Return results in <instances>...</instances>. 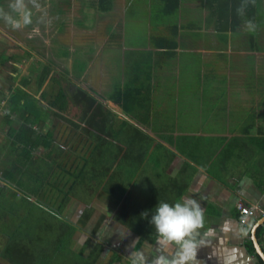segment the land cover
I'll use <instances>...</instances> for the list:
<instances>
[{"label":"trees","instance_id":"1","mask_svg":"<svg viewBox=\"0 0 264 264\" xmlns=\"http://www.w3.org/2000/svg\"><path fill=\"white\" fill-rule=\"evenodd\" d=\"M164 1L168 3L164 13L171 15L176 12L181 0ZM263 3L264 0H213L215 7H213L212 14L218 21V25H212L215 32L232 33L231 45L236 50H244V43H247L249 49L264 50ZM241 6L244 8L243 16L237 11ZM0 7H2L1 0ZM101 7L104 6L101 5ZM248 19L253 20L257 25L256 30L253 32L247 31L242 25ZM176 36L177 33L175 37L170 39H167L168 36L165 34L164 36H157L158 47L164 48L169 54H174V50L178 45ZM245 38H247V41ZM14 46L18 49L14 54L8 56L4 52L0 53L4 65L8 60L9 62L12 61L11 64H13L15 60L22 58L24 60L25 56H30L31 51L29 49L18 44ZM222 47V49L227 48ZM223 55L225 53H216V56L221 58ZM246 60H249V74L253 76L256 74L252 65L253 61L250 57ZM130 66L133 68L131 71L126 70L125 81L121 84L118 80L107 99L119 106L126 115L143 123L154 134L166 139L169 144L173 145L172 133L167 134L165 130H162L163 127L158 125L159 116L162 112L154 111L157 118L153 121L154 125L151 123L150 119L153 111L149 100L150 87L139 86L140 79L142 81L141 69L136 68L131 63ZM34 67L35 64H32V71H34ZM15 71L16 67L11 66L8 74L10 81L13 79ZM59 76L56 77L53 69L45 65L36 75L37 98L32 97L33 100L30 101L28 97L30 95L24 90L32 82L28 76L20 80V85L16 86L8 97L6 122L8 124L12 123L11 116L13 114L21 122L18 127L10 125L6 143L7 145L10 144L11 151H15V163L11 162L10 159L7 160V157L0 163L1 178L4 180L3 184L0 182V189L11 188L13 190L12 199L4 203L0 202V220H8L11 214L17 220H27L31 215V210H28V207L33 205L29 204L25 207L24 201L27 200V195L33 196L41 202V199L46 201L48 191H51L52 194L54 191L55 194H57L56 192L62 193L63 196L59 203L60 209L71 196L93 198L95 193L101 189L116 199H123L126 203L123 214L128 219L135 218L134 221H129V224L139 231L144 238L154 240L156 233L149 223L150 210L154 208L158 201L163 200L173 203L181 199L196 171L195 166L185 160L173 175L169 171V167L176 156L172 149L156 142L153 136L128 119L120 118L119 114L114 112L107 104L98 100L88 90L73 83L64 74H59ZM254 77L250 79V83L247 79L243 82L246 91H248L246 92L248 93L247 103H254L253 107L258 101L255 94L251 98L252 93L250 90L255 89L257 81L260 82V86L264 83L263 76L257 74L255 79ZM46 80L57 82L59 85L53 98L48 100L45 90L42 89ZM62 80L65 81V86H61L60 81ZM10 86H13L12 82ZM232 91L234 90L232 89ZM42 102L47 106L46 110L50 111L55 117L65 120L68 127L71 125L69 129H75L76 132L79 131L80 134L84 135L89 148L85 154L80 156L78 165L67 167L62 164L63 162L60 159L62 150L64 152L67 150L57 143H52L50 140L51 131L44 135L34 136L35 130L33 127L35 124L40 125L41 122H45L37 111V105ZM259 103L264 105V99L260 100ZM73 105L80 108L78 119L67 115L70 106ZM253 107L245 115L248 118V123L239 127L237 125L235 130L238 134L231 137L225 144L227 137H209L210 140L200 138L196 141L185 140L183 143L177 141L178 149L190 160L203 165L209 162L214 153L223 146L213 161V166H216V169L225 170L233 160H236V162L244 160L248 164L250 163V169L257 170L256 173L262 175L264 173V112L257 117ZM140 108L143 110L141 111ZM82 141L83 139L79 140V142ZM154 142L156 143L153 146ZM41 144L50 148L52 154H56L53 156L49 153V161L43 156L35 157L31 154V150ZM5 162L9 164L2 168ZM28 165L35 169V172L32 171L33 173L28 174V178L31 174L33 175L35 185L38 186L35 190L27 188L25 182L22 181L24 179H17L13 175V172L18 169L20 172L23 171L21 176H26L25 171ZM59 169L63 172L58 178H55L57 180H54L51 175L53 171ZM61 175L64 178L63 184L57 182L58 179L62 178ZM13 186L22 192L21 196ZM38 206L45 214L51 215L53 219L48 220L47 236L43 235V231H40L36 224L35 228L38 230L35 232L39 233L34 234L28 240L3 233L2 235L7 236L8 240L3 239V249H1L2 252L0 251V256L11 264H88L92 255L86 258L81 253H75L71 249L66 252L69 250L68 245L71 242L73 229L65 228L68 224L60 217L40 205ZM21 208L25 210L23 214H20ZM145 211L149 212V217L141 215ZM86 213L89 214L90 209ZM139 215L142 216L140 220L136 219ZM45 238L48 240L47 246L42 240ZM58 254H62V260L57 257Z\"/></svg>","mask_w":264,"mask_h":264},{"label":"crops","instance_id":"2","mask_svg":"<svg viewBox=\"0 0 264 264\" xmlns=\"http://www.w3.org/2000/svg\"><path fill=\"white\" fill-rule=\"evenodd\" d=\"M57 1L59 8L57 7L55 13V24L60 21L63 23V25H57L58 29L63 28L65 32H62L67 33V31L72 32L75 27L77 30L76 33H73L74 38L78 40L80 45H85L86 47L95 46L96 55H92L91 57L90 52L86 58L85 68L77 66V64L75 65L78 72L84 69L89 76V81L85 82L87 85H82L81 87L88 90L98 100L107 104L108 107L117 108L115 111L119 115H125L136 124L144 127L153 134L156 142H160L170 149H175L178 154L174 151L176 156L169 167V171L173 175L185 160L195 166L196 171L181 198L194 196L201 202L204 209L205 226L200 231L211 230L212 232L211 236L205 238V245L198 249L196 264H264V173L262 175L257 174V170L253 171L250 169V163L248 164L244 160H239L238 162L233 160L227 165L225 170L216 169V166H213V161L223 146L214 153L209 162L202 165L187 158L176 145L177 141L183 143L185 140L196 141V139L200 140V138L210 140L209 137H227V140L224 142L225 144L231 137L238 134L236 130L231 129V123L234 122L230 116L232 112L224 111L225 116L219 118L217 112L219 106L214 104L211 110L212 113L208 114L204 118L203 123L200 124L201 128H204L202 125L205 127L211 126L212 129L210 131L205 128L189 129L188 127L191 125L189 122L180 121L177 119V115H173L174 107L180 101L181 89L179 85L181 84L180 81H182L180 74L184 53L189 55V59L193 57L204 59L213 56V59L216 57L221 58L216 56V53H225V55L237 54L244 61L250 57L253 61L252 65L255 68L258 62H263L257 58L260 55H264V50L256 51L249 49V47L247 48V43L243 44L244 50H234L231 45L232 33H229L231 37L229 39V47L227 46L226 49H222L223 47L220 45L219 39L211 38L206 40L204 32L215 33L212 25H218L217 18L212 14L214 11L213 7H215L213 0H181L178 9L171 15L164 13L168 3L164 0H159V5L163 7L160 12L161 15H159L160 13H154L147 19L146 24L148 25L144 27L145 38L140 42L137 41V44H130L124 32V25H126L124 15L127 13L126 10L129 9L130 5L128 0H104L103 2L101 0ZM100 4L104 7L102 8ZM144 4H148L147 9H149L152 0H148ZM47 6L49 5L45 4V9ZM46 10L47 17H41L45 18L44 21H39L38 14L33 15V25H53L54 20L51 18L53 17V13L49 9ZM57 10H60L58 14ZM168 20L173 21L172 25L167 24ZM108 25H112L111 33L106 31V26ZM242 25H244V22ZM176 33L178 45L174 50V54H169L164 48L158 47L157 36H164L165 34L168 36L167 39H170L175 37ZM245 39L247 41V38ZM49 43L50 41L44 40L41 45ZM18 45H21V43ZM45 50H48V46ZM42 52L37 53L34 49H31L30 56H34L37 61H40ZM5 55H8V53L5 52ZM18 60L22 62L23 59ZM20 62H14L17 63L15 65L17 69L13 74L14 79L11 81L9 80L10 77H8L9 73L2 72L4 67L0 69V78L4 79L7 83L5 90L3 92L0 90L2 92L0 95V125L2 126L5 123L8 126V130L10 124L6 122V117H2L1 114L4 112L5 116L7 115V109L4 105L7 106L10 93L13 89L15 90L16 86L20 85V80L27 76L22 75L16 80V74L20 72L23 66V63L18 65ZM130 63L136 68L141 69L142 81L140 79L139 86L150 87L149 100L151 101L153 111L152 118L150 119L151 123L157 118L154 111L162 112L159 116L160 121L158 125H161L163 127L162 130H165L167 134L172 133L174 138L173 145L169 144L166 139L154 134L143 123L126 115L119 106L107 99L116 86V82L119 80L122 84L125 81L126 70L131 71L133 68L130 66ZM45 65L53 69L51 64L45 63ZM230 69L231 64H228V76L232 83V72H230ZM53 72L56 73L54 69ZM59 74L60 72H57L56 77H59ZM158 77H170L169 82L174 78L173 88L169 84L167 86L166 80H156ZM253 77L255 79L256 74L253 76L248 74V83H250V79ZM11 82L15 86L11 87ZM48 82L49 80H46L42 89L47 87L46 84ZM231 83L228 84L234 89L233 83ZM162 84L165 87L161 86ZM234 86L242 92L246 89L243 82H240L238 79ZM24 90L30 92L29 87L24 88ZM35 97L37 98V94ZM190 102L192 103V100ZM3 107L6 110H3ZM140 110L142 111L143 109L140 108ZM13 115L12 117L15 118L11 117L12 122L18 118L15 114ZM123 118L125 117L123 116ZM156 142H154V145ZM6 146V144L0 141V163L7 157ZM1 175L2 171H0V182L3 184L4 180L1 178ZM14 188L17 189L16 187ZM237 201L257 206L251 217L252 226L249 230L242 228L239 223V214L235 208ZM121 234L124 239L122 242L125 249L123 248L122 250L120 262L113 264H129L127 257L134 250L144 251L149 259L157 255L159 251L156 248L157 237L154 240H149L130 231H125ZM254 235L256 236V240ZM114 241L116 240L114 239ZM163 251L166 254H171L173 249L167 248L163 249Z\"/></svg>","mask_w":264,"mask_h":264},{"label":"rangeland","instance_id":"3","mask_svg":"<svg viewBox=\"0 0 264 264\" xmlns=\"http://www.w3.org/2000/svg\"><path fill=\"white\" fill-rule=\"evenodd\" d=\"M130 5L129 9L126 10L127 13L124 15L126 25H124V32L125 36L128 39V42L130 44H137V41L140 42L141 40H144L145 33H144V27L146 24L147 19L152 16L154 13H160L163 9L162 5H159V0H152V4L147 9L148 4H144V2H148V0H128ZM38 2L41 5V8L39 10H34V14H38L39 21H44L45 18H41L42 16L47 17V10L49 9L50 12L53 13L54 20L53 25H31L25 28H21L19 30H13L8 25H6L2 20H0V42H2L0 45H2L0 48L3 50V52L8 53V56L10 54H14L18 49L15 48L14 45H16V42L13 40V38L16 41H19L20 43L25 44V47H28V44H31L33 49L37 53H41V60L37 61L34 56H25V59L20 62V60H15L16 62L21 64L23 63V66L20 69V72L16 74V80L22 76L27 75L32 82H30L29 91L27 92L30 96L29 100L32 101L36 92V75L39 73V71L43 68V66L46 64H51L53 66V69L56 71L54 73L55 75L57 72L60 74L66 75L68 79H70L72 82H75V84L80 86H86L89 81L88 73L84 69L81 70V72H78L76 69L77 66L84 67L86 64V58L90 54L96 55L95 46L93 47H86L85 45H80L78 40L74 38V34L76 33L77 28H73L72 32L67 31V33H64L65 29L60 28L58 29L57 25H63V23L57 22L55 24V13L57 7L59 8L58 1L57 0H38ZM5 3V4H4ZM9 3V0H1V6L7 7V4ZM49 5L45 9V4ZM264 6V3H263ZM264 9V7H263ZM45 10V11H44ZM45 12V13H44ZM60 12V10H57V14ZM43 15H40V14ZM161 15V13L159 14ZM169 18V16H167ZM123 21V22H125ZM173 21L168 20V25H172ZM160 25V24H159ZM111 26H106V31L108 33H111ZM79 27V26H77ZM110 27V28H109ZM63 29V30H62ZM264 31V29H262ZM64 31V32H62ZM80 33V32H79ZM103 34H105L104 31H102ZM73 34V35H72ZM204 35L206 36V40L209 39H219L220 45L224 47H229V39L230 35L229 33H211L209 31L204 32ZM29 38H32V40H28ZM36 37V38H35ZM12 38V39H11ZM50 41L49 44L41 45L42 42ZM48 46V50L46 51L45 48ZM73 50H71V49ZM235 50V49H234ZM69 52L68 54H66ZM44 54V55H43ZM58 55V56H57ZM264 55L258 56L257 59H260L261 63H257L255 65V73L259 76L264 77ZM214 57V56H213ZM213 57H193L192 59H189V55L184 53L183 59L181 61V74L180 77L182 78L180 89L181 94L179 96L180 101L178 102V105H175L173 115H177V119L183 122H189L191 125L188 127L189 129H199L201 128V125L204 118L212 113V107L214 104H217L219 106V110L217 111L219 114V118H223L225 116L224 111L232 112L230 113V116L234 122L231 123V129L235 130L240 125H243L248 123V118L246 113L250 112L251 107H253L254 103L250 104L247 103V97H248V91L244 89V92L237 90L234 86L237 79L240 80V82H245V79H247L249 74V60H243L239 55L237 54H226L222 58H214ZM2 56L0 57V69L4 67L3 71L4 73H9V70L11 69V66L15 67L17 63H12V61L9 62V60L4 63L1 60ZM38 58V57H37ZM100 58V56H99ZM212 60H210V59ZM23 59V58H22ZM112 62H114L112 59H110ZM142 60V59H141ZM195 60V62H194ZM202 60V61H201ZM214 60V62H213ZM98 61V59H97ZM143 61V60H142ZM201 61V62H200ZM216 62V63H215ZM219 63V65H218ZM35 64L34 71L31 70V65ZM84 64V65H83ZM228 64H231L230 72H232V83L229 80L228 76ZM17 69V68H16ZM200 69H202L200 71ZM85 71V73H84ZM60 77V76H59ZM119 77V76H118ZM14 79V77H13ZM166 80V84L168 86H171L173 88V82L175 80L172 79L171 82H169L170 77H158L156 80ZM4 79L0 78V90L3 92L5 88L7 87L6 81H3ZM222 80V82H221ZM163 82V81H162ZM228 83H231L234 87V91H232V88L229 86ZM45 84V83H44ZM61 86H65V81H60ZM179 84V83H178ZM47 87L44 88L47 100L53 98L54 94L58 90V83L49 81L47 84ZM15 86V85H13ZM161 86L165 87L164 84ZM229 90L227 91V89ZM0 91V93H1ZM253 97V94H255L256 99L258 102L255 103V108L253 107L255 113L257 114V117L261 116L264 112V105L259 103L260 100L264 99V83L262 86H260V82L255 86V89L250 90ZM226 92V94H225ZM35 93V94H34ZM38 96V95H37ZM171 97V96H170ZM174 98V96H172ZM192 100V103L190 102ZM173 102V99H172ZM1 104V103H0ZM6 108V105H4ZM114 112L117 108L110 107ZM47 106L42 102L41 104L37 105V111L41 115V118L44 119V123L40 125H35L33 128L35 130L34 136L38 135H44L45 133L51 131V141L52 143H57L60 145L63 149H66L67 151L64 152L62 150L61 154V160L62 164L68 166H75L80 163V156L85 154L89 147H87L88 143L85 142L84 135L80 134V132H76L75 129L71 130L66 124V121L62 118L55 117L50 111L46 110ZM3 110L4 109L3 107ZM117 113V112H116ZM2 117H6L5 113L3 112ZM68 116L75 117L78 119V116L80 115V108L76 106H70L69 112L67 114ZM14 116V115H13ZM12 117V116H11ZM120 117V115H119ZM15 118V117H12ZM258 120V118H257ZM5 122V121H4ZM21 120L18 118L15 119L14 122H12L10 125L14 127H18ZM206 130H211V126H203ZM201 128V129H204ZM149 129V128H148ZM7 130L8 126L3 123V125H0V141H2L3 144L7 143ZM83 139L82 142H79V140ZM7 145V144H6ZM6 154H7V160H11V162L15 163V151H11L10 144L5 147ZM50 151V152H49ZM45 152V153H44ZM51 149L46 147L45 145L41 144L37 148H34L31 150L32 156H42L49 161L50 156L48 155L51 153ZM53 156L56 154H52ZM63 156V157H62ZM14 159V160H13ZM9 163L5 162L2 165V168L4 166H7ZM31 167V168H30ZM48 167V164H47ZM175 169V168H174ZM17 171L13 172V175L17 177V179L22 178L23 182H25V185L30 190H35L37 185H35V181L33 180V175H30V178H28V174L30 172H35V169L32 166H27L26 168V176H21V172L18 169ZM32 172V173H33ZM63 172V170H62ZM61 169L53 171V174L51 177L54 180H57L55 178H58L60 174H62ZM46 176V174H45ZM62 177V175H61ZM64 178L58 179L57 182L61 184L63 182ZM61 181V182H60ZM62 186V185H61ZM138 189V188H137ZM13 190L11 188H2L0 189V202H7L10 199L13 198ZM19 196L22 195V192L17 189ZM45 191V190H44ZM12 192V194H11ZM51 195V196H50ZM49 196V198H48ZM59 197L57 194H52L51 191H48L47 199L49 205H55L53 203V200ZM30 198H34L33 196H30ZM29 197H27L24 201L25 207H27L29 204H33L30 207H28V210H31V215L27 218V220H17V218L11 214L9 216L8 220H0V244L2 243L3 239L8 240L7 236L2 235L7 234L8 236H16V238H21L23 240H28L31 237L34 236V234H37L39 232H35V224L38 225L39 230L43 231V235L46 237L48 233V220H53L51 215H47L44 213L43 210L39 208L36 202L34 200H30ZM93 206L96 207L97 210L106 211L107 213H114L117 212L118 209H120L124 206V202L117 203L115 199L110 197L109 195L103 193L102 191H97L93 197ZM109 206H107V205ZM37 205V206H36ZM75 206H70V208L64 213L65 216L70 217L71 215L74 216L75 214ZM117 210V211H116ZM21 211V210H20ZM4 218V217H2ZM35 228V229H34ZM43 236V237H44ZM43 243L48 245L47 238L42 239ZM72 247L68 246V249L66 252H69ZM62 250V249H61ZM1 251V250H0ZM75 254V253H74ZM58 258L62 260V254L57 255Z\"/></svg>","mask_w":264,"mask_h":264},{"label":"clouds","instance_id":"4","mask_svg":"<svg viewBox=\"0 0 264 264\" xmlns=\"http://www.w3.org/2000/svg\"><path fill=\"white\" fill-rule=\"evenodd\" d=\"M41 8L38 0H9L7 7H0V20L13 30L33 25L34 10ZM238 13L243 16L241 6ZM247 31L256 30V23L245 20ZM149 223L156 233L157 255L149 259L142 250L132 251L128 258L129 264H196L197 252L211 236V230L201 232L205 226L204 209L201 202L194 196H186L173 203L158 201L150 210ZM149 217V212L141 214ZM172 248L171 254L163 249Z\"/></svg>","mask_w":264,"mask_h":264},{"label":"flooded vegetation","instance_id":"5","mask_svg":"<svg viewBox=\"0 0 264 264\" xmlns=\"http://www.w3.org/2000/svg\"><path fill=\"white\" fill-rule=\"evenodd\" d=\"M13 40L16 42V44H20V42L16 41L14 38ZM28 40L31 41L32 38L28 37ZM1 43L2 42H0V44ZM21 45L23 46L22 43ZM1 46L2 45H0V48H2ZM31 46V44H28V47L25 48L31 51V49H33ZM1 52H3L2 49L0 53ZM120 116V118H123L122 115ZM100 191L102 190L100 189ZM102 192L105 193L104 191ZM56 193L59 195V197L53 200L55 205H49L48 202L43 199H41L40 202L36 198H30L28 195L26 197H29L30 200H34L37 205H40L46 210H49L54 215L60 217V219L68 224V226L65 228L73 229L71 234V242L68 246L72 247L71 251H74L75 253H81L86 258L92 255L88 264H91L92 262V264H113L115 262H120L122 250L124 248V243L122 242L124 239L121 233L130 231L141 236L140 232L129 224V221H134L135 218L128 219L127 216L123 214L125 212L124 206H126V203L123 199L119 200L110 196V194L105 193L115 199L117 203L124 202V206L120 209V211L118 209V211L116 210L117 212L114 213H107L106 211L100 212L96 209V207L94 208V198H79L76 196L69 197L65 205L59 209L60 199L63 195L62 193ZM70 206H75V214L74 216L71 215L70 217H67L64 213L70 208ZM88 209H90L89 214L86 213ZM24 212L25 210L21 208L20 214H23ZM141 217L142 216L139 215L136 217V219L138 218L140 220L142 219ZM1 238L2 237H0V239ZM114 239L116 241H114ZM2 243L0 244V250L3 249ZM0 264L11 263L0 256Z\"/></svg>","mask_w":264,"mask_h":264},{"label":"built area","instance_id":"6","mask_svg":"<svg viewBox=\"0 0 264 264\" xmlns=\"http://www.w3.org/2000/svg\"><path fill=\"white\" fill-rule=\"evenodd\" d=\"M235 208L239 214L238 220L241 227L249 230L252 226L251 217L254 214L257 206L255 204H247L242 201H238Z\"/></svg>","mask_w":264,"mask_h":264},{"label":"water","instance_id":"7","mask_svg":"<svg viewBox=\"0 0 264 264\" xmlns=\"http://www.w3.org/2000/svg\"><path fill=\"white\" fill-rule=\"evenodd\" d=\"M126 119H128L129 121H131L132 123H134L135 125H137L138 127H140L143 131H145V132H147V133H149L151 136H153V134L152 133H150L148 130H146L144 127H142L141 125H138V124H136L133 120H131L130 118H128L127 116H125V115H123ZM153 146H154V144H153ZM173 151H175L177 154H178V152L175 150V149H172ZM254 238H255V240H256V236L254 235Z\"/></svg>","mask_w":264,"mask_h":264},{"label":"bare ground","instance_id":"8","mask_svg":"<svg viewBox=\"0 0 264 264\" xmlns=\"http://www.w3.org/2000/svg\"><path fill=\"white\" fill-rule=\"evenodd\" d=\"M236 206V205H235Z\"/></svg>","mask_w":264,"mask_h":264}]
</instances>
